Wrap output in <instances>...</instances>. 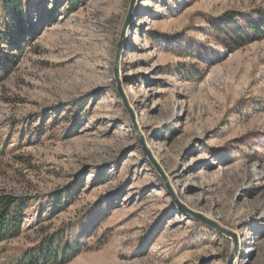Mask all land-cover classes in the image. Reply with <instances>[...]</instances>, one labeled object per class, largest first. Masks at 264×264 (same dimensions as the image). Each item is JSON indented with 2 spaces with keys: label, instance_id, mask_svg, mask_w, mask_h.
I'll return each mask as SVG.
<instances>
[{
  "label": "rangeland",
  "instance_id": "obj_1",
  "mask_svg": "<svg viewBox=\"0 0 264 264\" xmlns=\"http://www.w3.org/2000/svg\"><path fill=\"white\" fill-rule=\"evenodd\" d=\"M20 4L0 197L22 214L0 264L50 238L79 246L66 264H264V0Z\"/></svg>",
  "mask_w": 264,
  "mask_h": 264
},
{
  "label": "trees",
  "instance_id": "obj_2",
  "mask_svg": "<svg viewBox=\"0 0 264 264\" xmlns=\"http://www.w3.org/2000/svg\"><path fill=\"white\" fill-rule=\"evenodd\" d=\"M21 10L20 0H0V16L1 12L9 11L11 13V26L7 24L4 30L0 29V39L5 37V40L13 41L16 37H21L26 33L23 20L19 16ZM21 214L22 206L17 200L10 197H0V238L7 234L10 229L18 232ZM52 239L41 243L32 250L34 253L26 254L24 263L66 264L81 253L78 245L74 248V245L65 244L61 249H58L54 245L56 239Z\"/></svg>",
  "mask_w": 264,
  "mask_h": 264
},
{
  "label": "water",
  "instance_id": "obj_3",
  "mask_svg": "<svg viewBox=\"0 0 264 264\" xmlns=\"http://www.w3.org/2000/svg\"><path fill=\"white\" fill-rule=\"evenodd\" d=\"M134 0H131V5H133ZM127 21V20H126ZM121 50V46L119 45L117 47V52H116V59H115V66H114V77L117 79V75H118V56H119V52ZM193 217L196 218L197 220L201 221L204 224H207L211 227L216 228V230H218L219 232H223V230H221L220 228H218L217 226H215L214 223H212L211 221H209L208 219H206L205 217H203L201 214H196V213H192ZM234 255L235 253H233L228 260V264H233V259H234Z\"/></svg>",
  "mask_w": 264,
  "mask_h": 264
},
{
  "label": "bare ground",
  "instance_id": "obj_4",
  "mask_svg": "<svg viewBox=\"0 0 264 264\" xmlns=\"http://www.w3.org/2000/svg\"><path fill=\"white\" fill-rule=\"evenodd\" d=\"M240 168H241V167H240ZM240 168H239V169H240ZM244 171L247 172V175H248V176H251V177L253 176V174H251V172H249V168L246 167V168L244 169ZM241 172H242V169H241ZM238 173H239L238 171H237V172L235 171L233 174H234L235 177H237V176H238ZM201 176H202V177H206V178H207V176L209 177V175H207V174H205V173H203ZM238 177H239V176H238ZM240 177H241V176H240ZM251 177H249V178H251ZM254 177H255V176H254ZM209 178H210V177H209ZM241 178H242V177H241ZM246 178H247V177H246ZM201 179H202V178H201ZM204 179H205V178H204ZM207 179H208V178H207ZM251 179H252V178H251ZM253 179H254V178H253ZM242 180H243V179H242ZM255 180H256V179H255ZM206 181H207V180H206ZM209 181H210V180H209ZM210 182H211V181H210ZM246 182H247V181H246ZM202 183H203V182H202ZM204 183H205V182H204ZM256 183H257V182H256ZM209 184H210V183H209ZM215 185H216V184H215ZM254 186H255V185H254ZM199 187H200V186H199ZM216 187H217V186H216ZM256 187H257V185H256ZM200 188H201V187H200ZM223 188H224V187H223ZM225 188H226V186H225ZM232 188H234V187H232ZM232 188H231V189H232ZM231 189H229V191H230ZM251 190H252V189H251ZM184 192H185V190H184ZM214 193H215V192H214ZM261 194H263V193H261ZM211 195H212V194H211ZM214 195H215V194H214ZM216 195H217V193H216ZM229 195H230V194H229ZM218 196H220V195H218ZM218 196H217V198H218ZM222 196H223V194H222ZM212 197H213V196H212ZM223 197H225V196H223ZM228 198H229V197H228ZM219 199H220V198H219ZM219 199H218V200H219ZM223 199H224V198H223ZM216 200H217V199H216ZM220 201H221V200H220ZM255 202H256V201H255ZM224 203H225V202H224ZM213 204L216 205V202H214ZM220 205H222V202H220L218 206H220ZM211 211H212V210H211ZM233 211H234V210H233ZM244 212H245V211H244ZM225 214H226V213H225ZM233 215H234V214H233ZM233 215H232V216H233ZM207 216H208V215H207ZM253 216H254V215H253ZM209 217H210V216H209ZM244 224H245V223H244Z\"/></svg>",
  "mask_w": 264,
  "mask_h": 264
}]
</instances>
